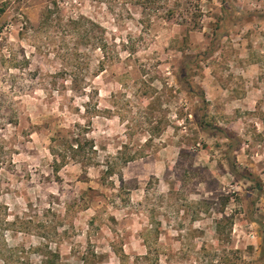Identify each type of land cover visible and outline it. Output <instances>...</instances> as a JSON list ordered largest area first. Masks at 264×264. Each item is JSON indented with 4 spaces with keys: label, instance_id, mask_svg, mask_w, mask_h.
<instances>
[{
    "label": "rangeland",
    "instance_id": "obj_1",
    "mask_svg": "<svg viewBox=\"0 0 264 264\" xmlns=\"http://www.w3.org/2000/svg\"><path fill=\"white\" fill-rule=\"evenodd\" d=\"M228 6L205 0L196 30H147L100 0H0V245L17 264H134L147 229L161 264H264V0ZM79 16L100 24L88 39ZM200 52L208 131L175 75ZM78 135L92 163L56 173L51 147ZM119 152L143 157L105 175Z\"/></svg>",
    "mask_w": 264,
    "mask_h": 264
},
{
    "label": "trees",
    "instance_id": "obj_2",
    "mask_svg": "<svg viewBox=\"0 0 264 264\" xmlns=\"http://www.w3.org/2000/svg\"><path fill=\"white\" fill-rule=\"evenodd\" d=\"M106 4L110 11H119V16H128L133 18L136 14L139 16V21L143 24L145 29H150L155 19L175 20L180 25L187 26L190 30H196L200 27L202 18L204 16L203 3L205 0H100ZM221 4L222 12L228 16L230 14V8L228 6V0H218ZM53 9L48 7L43 11L42 21L39 25L40 29H48L53 24ZM71 24H73V31L77 35H82L83 38L89 37L90 32L94 31L96 27H100V24L91 18L85 16H79L78 18H70ZM102 32H106V29L102 28ZM104 38H102V41ZM127 42L128 51L134 53V46ZM101 49L107 53V42L100 45ZM210 52L214 50V46H210ZM109 53V52H108ZM207 52H200L191 57H185L181 60L178 70L176 71L177 83L191 95L199 98L194 110V118L197 125L204 131L214 129L208 119V106L209 101L206 99L205 92L194 80V70L199 65ZM101 66H104V61L101 62ZM223 131V130H222ZM224 137L229 140L231 145H238L235 143L233 137L225 132ZM56 141V140H55ZM95 145L91 143V149H94ZM53 154L52 167L56 173H58L62 167H64L69 160H77L84 165L92 163V158L87 156V144L82 142V136H76L73 141L66 143L53 144L51 147ZM143 157V154L135 152L131 155H126L123 152H119L113 160H109L106 163L104 170L105 175L112 176L118 174V165L123 166L130 161ZM118 160V161H116ZM219 232L221 231L220 222L217 223ZM160 233L154 231V229H147V233L143 234V244L146 247V252L143 255L136 256L134 264H161L160 251L161 244L159 243ZM120 260L122 264H128V255L122 251L120 254ZM21 252L18 247H10L5 239H3V245H0V259L5 264H17L21 260ZM88 258H83L82 264H89ZM52 264H55L54 261ZM231 264H239L238 260H235Z\"/></svg>",
    "mask_w": 264,
    "mask_h": 264
}]
</instances>
